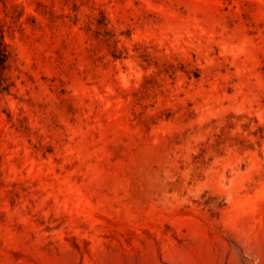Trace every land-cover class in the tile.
Here are the masks:
<instances>
[{"label": "rangeland", "instance_id": "obj_1", "mask_svg": "<svg viewBox=\"0 0 264 264\" xmlns=\"http://www.w3.org/2000/svg\"><path fill=\"white\" fill-rule=\"evenodd\" d=\"M0 264H264V0H0Z\"/></svg>", "mask_w": 264, "mask_h": 264}, {"label": "trees", "instance_id": "obj_2", "mask_svg": "<svg viewBox=\"0 0 264 264\" xmlns=\"http://www.w3.org/2000/svg\"><path fill=\"white\" fill-rule=\"evenodd\" d=\"M3 47L4 48L0 50L1 61L3 62L2 64H4L8 58V51L5 49L6 46L4 45Z\"/></svg>", "mask_w": 264, "mask_h": 264}]
</instances>
